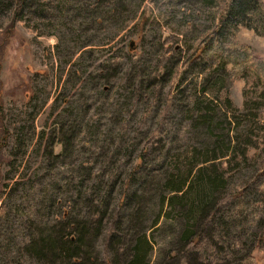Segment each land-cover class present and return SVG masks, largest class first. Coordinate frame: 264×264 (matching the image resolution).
I'll return each instance as SVG.
<instances>
[{
    "label": "rangeland",
    "instance_id": "374dc122",
    "mask_svg": "<svg viewBox=\"0 0 264 264\" xmlns=\"http://www.w3.org/2000/svg\"><path fill=\"white\" fill-rule=\"evenodd\" d=\"M229 1L0 0V264H126L141 235L148 264H264V35L208 48ZM85 224L66 263L33 252Z\"/></svg>",
    "mask_w": 264,
    "mask_h": 264
},
{
    "label": "trees",
    "instance_id": "16d2710c",
    "mask_svg": "<svg viewBox=\"0 0 264 264\" xmlns=\"http://www.w3.org/2000/svg\"><path fill=\"white\" fill-rule=\"evenodd\" d=\"M16 14H19V12ZM240 25L250 29L252 28L261 35H264V5L262 0H230L227 9L218 18V27L212 32V42L210 41L208 48L214 46V49L218 51L223 49L222 43H224V33L226 29L229 30L231 28L234 31L238 29ZM208 48H204V51L208 50ZM240 66L250 70L252 75L258 80L264 81V58L254 56L249 51ZM249 81L250 79H248V82ZM190 177L192 186L185 201V203L189 205H187L188 209L185 210L184 213L191 219L197 220V215L203 212L205 205L209 200H212L214 193L221 186L222 178L221 176L216 178L210 170L202 169L198 174L197 180H194V176L191 171H189L186 178L181 180L175 188L183 189ZM191 228L193 227L191 226ZM90 231L91 230L88 229L86 224L81 225L78 228V232H73L74 234H78V236H72L73 233L66 227L65 231L57 232L58 239L52 236L40 238V240L38 239L33 245V252L40 259H45L49 256V253L52 254L51 259L54 260L59 258L58 261L65 260L66 263L67 259L70 260L72 256H77L76 254L81 251L79 245L86 244L87 234H90ZM191 232L186 235L184 233V236H191L193 231ZM151 249L152 244L148 236L141 235L137 241V245L134 247V254L129 261L127 260L126 264H148L147 258ZM260 250H264V248H260Z\"/></svg>",
    "mask_w": 264,
    "mask_h": 264
}]
</instances>
